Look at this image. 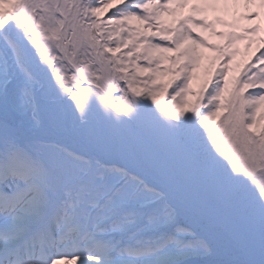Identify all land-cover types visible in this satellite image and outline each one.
<instances>
[{
    "label": "snow or ice",
    "instance_id": "snow-or-ice-1",
    "mask_svg": "<svg viewBox=\"0 0 264 264\" xmlns=\"http://www.w3.org/2000/svg\"><path fill=\"white\" fill-rule=\"evenodd\" d=\"M189 3L0 0V264H264V38Z\"/></svg>",
    "mask_w": 264,
    "mask_h": 264
},
{
    "label": "rangeland",
    "instance_id": "rangeland-1",
    "mask_svg": "<svg viewBox=\"0 0 264 264\" xmlns=\"http://www.w3.org/2000/svg\"><path fill=\"white\" fill-rule=\"evenodd\" d=\"M190 13H192L190 10L187 13L184 10V12H181L180 15H185V14L186 15H189ZM200 14H202V13H200ZM131 23L132 24H138L137 21H132ZM223 27H225V28L224 29H221L219 31H221V32H227V31H230V30L241 31L244 27H248V26L244 25L241 20H238V26L235 29L228 28V30H226L227 29V23H225L223 25ZM261 33H262V29H260V31H259V33L257 35H253L256 38L255 37H252V36H249L248 34H244V39L237 42V46H238V48L240 50L239 51V54H238V56L236 58V60L238 62H242L244 59H246L247 58V55L250 53L251 50L255 49L257 46H261L260 45ZM210 35H212V36H208L207 39H210V41L212 40L213 41L212 43H214V44H222L223 43V38L222 37L215 36L212 33H210ZM250 42H251V44H250V47H248V50L245 49L244 48L245 45H247ZM203 51L205 53V56L208 58V60H206L205 63L207 65H209L210 62H211V60H212V58L216 54L214 52L210 51V50H207V49H204ZM165 63L167 64V62H165Z\"/></svg>",
    "mask_w": 264,
    "mask_h": 264
},
{
    "label": "bare ground",
    "instance_id": "bare-ground-1",
    "mask_svg": "<svg viewBox=\"0 0 264 264\" xmlns=\"http://www.w3.org/2000/svg\"><path fill=\"white\" fill-rule=\"evenodd\" d=\"M199 2V0H190V3H189V5L187 6V8H188V10H190L191 11V5L193 4V3H198ZM252 5H245L244 3H243V0H242V2L239 4V5H237V7L238 8H240L241 9V14H242V16H243V18L244 19H246L245 18V16H246V14L249 12V9H250V7H251ZM223 7V6H222ZM236 7V6H235ZM261 10H263V12H264V8H260ZM209 10H211V9H209ZM211 11H213V10H211ZM180 12H181V10L177 13V15H180ZM262 12V13H263ZM195 15H197V14H195ZM194 15V16H195ZM262 15V25L264 26V14H261ZM165 19V20H169V21H171V22H173L174 21V16L173 15H169V14H163V16H162V19ZM198 18V17H197ZM197 31L198 32H202L203 31V29H200V28H197ZM204 31H206L205 29H204Z\"/></svg>",
    "mask_w": 264,
    "mask_h": 264
},
{
    "label": "trees",
    "instance_id": "trees-1",
    "mask_svg": "<svg viewBox=\"0 0 264 264\" xmlns=\"http://www.w3.org/2000/svg\"><path fill=\"white\" fill-rule=\"evenodd\" d=\"M203 75H204V71L202 73L198 74V77L195 78L192 81V83H191V89H192L193 92L194 91H197L198 88L202 85V82L201 81L203 80ZM160 79H161V81H166L168 79V76L161 77ZM193 98L194 97H192V96H189L188 97L189 100H191ZM261 111L264 112V108H262Z\"/></svg>",
    "mask_w": 264,
    "mask_h": 264
}]
</instances>
